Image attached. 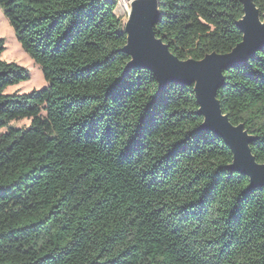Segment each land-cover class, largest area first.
Returning a JSON list of instances; mask_svg holds the SVG:
<instances>
[{
  "label": "trees",
  "instance_id": "trees-1",
  "mask_svg": "<svg viewBox=\"0 0 264 264\" xmlns=\"http://www.w3.org/2000/svg\"><path fill=\"white\" fill-rule=\"evenodd\" d=\"M118 1L0 0L48 83L7 93L31 75L2 60L0 39V264H264V189L199 130L193 87L159 93L151 71L126 73ZM160 12L157 36L181 60L242 41L241 0H160ZM225 77L222 109L264 163V49Z\"/></svg>",
  "mask_w": 264,
  "mask_h": 264
},
{
  "label": "water",
  "instance_id": "water-1",
  "mask_svg": "<svg viewBox=\"0 0 264 264\" xmlns=\"http://www.w3.org/2000/svg\"><path fill=\"white\" fill-rule=\"evenodd\" d=\"M241 2L244 15L237 27L243 36L231 52H213L202 60H181L157 36L160 0H132L125 24L127 44L122 51L131 58L126 73L134 69L151 71L158 81L159 93L173 84L194 88L198 115L204 119L199 130L212 132L224 140L234 157L228 168L248 177V190L252 191L264 189V163L258 162L251 148L259 138L245 124H233L218 98L219 90L226 85L225 72L247 65L264 49V13L254 0Z\"/></svg>",
  "mask_w": 264,
  "mask_h": 264
},
{
  "label": "rangeland",
  "instance_id": "rangeland-1",
  "mask_svg": "<svg viewBox=\"0 0 264 264\" xmlns=\"http://www.w3.org/2000/svg\"><path fill=\"white\" fill-rule=\"evenodd\" d=\"M116 10L117 16L122 20L125 25L128 21L127 7H119V2ZM131 2L132 0H128ZM0 39H4L6 43V49L3 52L2 60L9 63H17L22 67L27 68L30 71L31 79L27 82L21 83L20 85L11 87L7 90V93H20L28 94L36 90H42L48 87L42 69L32 57L22 48L18 39L16 38L14 29L11 27L9 21L5 17L3 10L0 8ZM31 121L28 119L21 121H14L10 125L14 128H28ZM7 130L4 129L2 133Z\"/></svg>",
  "mask_w": 264,
  "mask_h": 264
},
{
  "label": "bare ground",
  "instance_id": "bare-ground-1",
  "mask_svg": "<svg viewBox=\"0 0 264 264\" xmlns=\"http://www.w3.org/2000/svg\"><path fill=\"white\" fill-rule=\"evenodd\" d=\"M130 4H131V2H129L128 0H121L120 2H119V7H128V8H130Z\"/></svg>",
  "mask_w": 264,
  "mask_h": 264
}]
</instances>
